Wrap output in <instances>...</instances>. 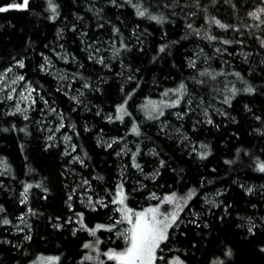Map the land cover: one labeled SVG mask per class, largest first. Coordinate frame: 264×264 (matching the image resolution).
<instances>
[{
	"label": "snow or ice",
	"instance_id": "snow-or-ice-1",
	"mask_svg": "<svg viewBox=\"0 0 264 264\" xmlns=\"http://www.w3.org/2000/svg\"><path fill=\"white\" fill-rule=\"evenodd\" d=\"M100 0H85L84 7L96 15H99L103 9L96 7ZM189 0H185L187 4ZM241 0H238L240 3ZM43 3L44 9L47 11V19L56 21L57 17L61 15L60 5L54 0H38L36 7ZM105 3L111 4L115 7H123L119 0H105ZM177 0H172L171 3L165 4L167 8H174ZM191 3L200 8L201 0H191ZM210 3H215V0H210ZM125 4H130L136 9L135 15L137 17H146L158 24H163L169 17L163 12H158L159 0H125ZM233 8L237 4L232 5ZM243 7H248L245 3ZM28 10L39 16L42 13L36 12L32 4V0H0V12L7 10ZM78 21H82L83 13L74 11L72 13ZM195 14L189 12L185 17V31L183 38L190 35L202 38V41H207L209 44L216 43V50L212 56L221 53H227L228 49L224 48L223 44H243L245 41H234L224 39L223 36L213 34V25L219 29H233L239 30L240 24H228L223 22L218 16L212 15L208 11V7L203 6V23L197 27L192 23L190 17ZM246 17L256 21V23H245L243 27L256 29L254 33V42L258 44V51L264 52V0H258L255 7H251L246 12ZM67 20V17L65 18ZM71 28L76 30V35L80 37V43L87 51L85 63H91L93 67L99 65L101 69H113V60L124 55L121 50H132L131 41H125L124 34L117 23L107 20L106 24H97V29L103 32L105 27H110L107 40L102 37L99 39H89L90 29L83 27L78 28L76 23H71ZM68 25L65 28L56 29V39L64 34ZM137 28L132 29V35L135 36ZM252 34V33H250ZM166 35V34H165ZM243 35V33H241ZM138 43L143 45V41L137 38ZM59 47V51L56 47ZM169 44L160 43L158 51L152 56V60L158 59L161 52H166ZM107 48L109 55H104ZM237 52L242 56H249L248 52H241L237 47ZM50 53H54L57 58L54 60ZM131 54V53H129ZM40 63L38 64L39 72L47 73L55 76L57 81V90L63 93L70 101L74 102L70 107L72 111L87 110L89 105L84 103L85 94L89 89L96 92H102L101 87L106 76H99L96 81H93L89 76L85 75L86 69L81 63L79 56L69 53L64 44H58L50 50L45 47L44 51L39 53ZM211 59L205 48L197 44L192 55L185 57L186 70L191 74L181 78L174 86L163 87L159 91V96H144L140 104H135L137 90L142 88V81L144 77L140 76L141 68H132L131 63H125L124 59H120L122 69H128L131 73L126 77L127 81L135 84V87L126 88L122 83L120 91L123 93L122 99L114 105L113 111L105 112L100 106H96V116L102 118L104 121L112 123L119 121L124 127V135H115L105 138L103 135H98L96 144L106 149H111L114 145L117 146V151L114 153L117 157L121 154H130V167L136 169L144 177L155 182V185L149 190V186L143 180H134L131 189L126 187V181L129 176L125 171H119V176L115 182V188L111 186L104 187L101 192L93 190L89 179L80 176V184L68 183L65 179V186L69 188L64 203L67 206V215L63 213L48 216V221L52 224L54 229H60L66 234L80 240L81 234L86 233L89 238L83 239L79 243V249L74 257L75 264H191V257L187 255L190 247H194L200 251V240L209 237V233L213 228L219 231L220 224H226L231 221L232 213L241 219L240 224H236V231H242L246 240H253L258 234L264 233V216H243L241 212L235 210V202L232 200L221 199V193L228 192L230 189L225 187H218L211 194L205 193L203 200L199 206L193 207L195 203L193 197H197L199 193L203 192V187L193 184L187 186L183 193L177 191V185L184 188L182 183L183 170L172 169L176 173L172 177V184H160L163 179L161 169L167 168V161L163 154L159 151V146L147 148V152L154 158H158V162L151 172H145L144 167L138 161V155L143 154L144 148L140 143V138L143 136L142 129L148 127L143 121H149L152 124H157V132L164 136H169L168 127L169 121L163 119L166 115V110L171 113L179 121H185L187 117H193L191 121V133L177 126L173 131L179 134L175 143L181 146L182 151L187 152L189 156L203 160L212 152V148L203 140L197 141L194 139L196 131L202 125H210L216 128L220 124L216 123L214 119L215 114L226 118L228 121H235L236 116L230 114V108L233 104V98L237 93H254L257 88L249 83L241 71L237 70L235 66H228L226 60H221L220 67H212ZM59 61L71 62L76 70L68 72L63 69L55 67ZM203 63L206 66H201ZM264 63V61H262ZM27 70V60L25 56L12 57L3 65H0V103L4 105L3 113L6 117L21 116L26 122L22 126H17L13 121L8 126H0L3 131L7 132L14 130L23 132L29 135L28 122L32 120V110L37 106L39 100L44 104V109L41 112V117L35 121L40 126L41 132H47L43 137L42 147L51 150L55 147L54 141L62 138L64 148L59 154L64 157V163L61 168V175L67 178L69 175L75 177L77 173V166L73 162H77L79 166L87 169L89 165L86 161L88 152L79 147L73 142L75 136H79L80 132L77 130L75 121L69 122V116L64 112L63 108H57L55 102L47 97L43 90V85L35 81L29 80L25 75ZM251 71V69H249ZM59 73V74H58ZM7 74H13L11 79H8ZM122 74V73H121ZM95 75V73H93ZM221 77L223 80L221 81ZM154 84L156 83L155 78ZM237 81L242 82V86H237ZM218 82L222 83L223 87L218 86ZM22 85V86H20ZM78 85L79 87H75ZM216 86L214 91L209 93L210 87ZM75 87V94L73 89ZM199 90V91H197ZM206 97H208L206 99ZM211 101V102H210ZM176 106H180L181 110H176ZM245 114L251 111L250 105L243 104ZM138 111L142 112V116H138ZM252 119L259 122L260 126L251 128L254 134L264 136V111L260 114L251 112ZM127 117V119H126ZM45 125H48L45 128ZM67 127L71 129V134L62 130ZM55 129L54 131L52 129ZM84 131H88L90 125L85 123ZM62 133V137H61ZM103 133V129H101ZM131 133L136 137L135 148L129 149L126 137ZM234 136H240L238 131L233 132ZM183 142V143H182ZM223 142V141H221ZM122 145V146H121ZM23 151V144H21ZM235 156H225V163L227 165H234L235 161L241 159V154H244L249 160V166L260 173H264V152L260 155H255L253 152L243 146L235 148ZM6 157L0 156V172L4 175H9L11 166L4 161ZM122 167H128L124 165ZM28 172H35L36 169L28 168ZM215 171V166H213ZM14 175V174H13ZM160 178L159 180L157 178ZM98 179H103L98 176ZM107 183V182H106ZM205 183L211 184L210 180L206 181L205 177H201L199 185ZM235 184L236 182L233 181ZM0 186L7 187L4 181L0 180ZM35 186L36 189L43 190L44 198L50 189L44 187L41 180L25 179L22 182V187L19 191L18 203L26 207V211H20L15 217V223L10 214H5V205L0 203V228L7 229L15 233H22L23 239L10 240L8 236H0V241L8 244L12 249L22 251L24 255L21 256L19 264H37V262L44 256L43 253H36L32 259L31 243L33 236V224L29 219V215H41L38 209L31 206L30 191ZM171 189L165 191V188ZM239 187L245 193H252L253 185L239 184ZM264 188V186H261ZM79 189L80 207L76 206L75 194ZM142 190V191H141ZM140 202L137 206L136 199ZM255 208V205L252 206ZM100 210H103V215H99ZM219 216H216V213ZM90 216L92 218H90ZM189 226V227H186ZM190 228L198 229L197 236L193 237L191 241L184 247L181 244L188 239V232ZM103 230V231H100ZM104 232L109 233L107 237V245L105 246ZM112 233L115 236H112ZM120 238L123 240L122 247H113L111 241ZM44 239L43 237L40 238ZM59 243V241H58ZM208 245L204 251L201 252L202 264H243L237 261V250L235 243L227 237L219 239L218 236H212L206 239ZM254 246L256 250L264 254V239L255 240ZM49 264H63L62 254L57 251L56 254H49L47 256ZM71 264V262H70Z\"/></svg>",
	"mask_w": 264,
	"mask_h": 264
},
{
	"label": "trees",
	"instance_id": "trees-1",
	"mask_svg": "<svg viewBox=\"0 0 264 264\" xmlns=\"http://www.w3.org/2000/svg\"><path fill=\"white\" fill-rule=\"evenodd\" d=\"M54 2L60 5L59 11L61 13L56 21L47 19L48 13L44 9L43 3L36 7L38 0H32V4L36 12L42 13L39 16L28 10L12 9L0 12V65L8 62L12 57L25 56L27 60L25 75L29 80L43 85L47 97L51 98L58 108L64 109V112L69 116V122H76L80 135L75 136L73 142L78 145V148L82 146L88 152L86 161L89 168L85 169L79 166L77 162H73L77 166L79 175L75 177L69 175L65 178L61 175V168L64 163V157L59 154L62 151L61 148L55 146L53 149L47 150L42 147L43 134L35 123L37 110L32 112V120L28 122L29 135L14 130L5 132L0 127V156L6 157L7 159L4 162L11 166L9 175L0 172V180L7 185V187L0 186V203L5 205V214H10V218L15 223V217L18 213L26 211V207L18 203L23 180H41L43 186L50 189L47 198H44L45 194L42 188L36 189L33 186L30 191L31 206L38 209L41 215H29V219L33 224L34 236L32 242H25L26 245L31 243L32 255L29 256V259H32L36 253H43L44 256H48L49 254H56L58 251L62 254L63 264H70V262L75 264L74 257L78 252L79 243L83 239L89 238L86 233L81 234L78 242L70 234H66L60 229H54L47 219L49 215L55 216L61 213L67 215V206L64 200L69 188L65 186V179L70 184H79L75 179L83 176L89 179V182L99 192H102L104 187L111 186L113 189L115 188L117 166H120L121 162L114 155L116 146L106 149L97 145L95 135L98 127L121 136L124 135L125 129L119 121L109 123L97 117L95 107L100 106L104 110L113 111L114 105L123 96L120 91L121 84L123 83L126 88L135 87L133 82L127 81L126 77L131 73L128 69H122L120 59H124L125 63H131L133 69L136 67L141 68L140 76L144 77V80L142 81V88L137 90L135 100V104H140L144 96H159V91L163 87L174 86L181 78L191 74L186 70L185 57L192 55V50L197 44L204 47L207 54L212 57L210 62L212 67H220L221 60L227 59L228 64L225 67L235 66L249 83L257 88V91L254 93H237L233 98L230 114L237 117L234 122L228 121V123H225L226 118L215 114L214 119L216 123L220 124L219 128L205 124L195 130L194 139L197 141L203 140L212 148V152L203 160L195 157V155L189 156L187 152L182 151L181 146L175 143L176 139L173 136H164L162 133L157 132L155 126L149 121H143L148 127L142 129L143 136L140 138V143L144 149L153 146V144L158 145L159 151L165 157L167 168L161 169L163 176V179L160 180L161 185H164L165 182L171 185L172 177L176 175L171 170L178 169L183 170L182 183L184 185V188H180L179 184L177 185L178 192L183 193L187 186L193 184L203 187L204 191L199 193L197 197H193V201H195L193 207L199 206V196L222 186L230 190L221 193L220 198L234 201L235 210L241 212L243 216H264V188L261 187L264 186V173L254 171L249 166V160L244 154H241V159L235 161L234 165H227L224 159L229 153H231V156H235V148L239 146L249 148L255 155L264 152V136L254 134L250 130L260 126L259 122L252 119L251 112L260 114L261 111H264V63L259 61H264V52L258 51V44L254 42V33L257 30L243 27L245 23H256V21L246 17V12L251 7H255L258 0H241L240 3H238V0H215L214 4L210 3V0H201L202 6L200 8H196L191 0L187 4H185V0H177L174 8H167L164 5L171 3L172 0H159L160 6L157 11L163 12L169 17L163 24H158L146 17H137L135 15L136 9L130 4H125V0H119V3L124 5L123 7H115L105 3V0H100L96 4V7L103 9L99 15L84 7L85 0H54ZM245 3L248 7H243ZM233 4H237V7L233 8ZM205 5L212 15L218 16L223 22L241 25L239 30L219 29L213 25L214 35L223 36L224 39L234 41L243 39L245 42L243 44H223L222 41H219L224 48L228 49V52L221 54V56H212V48L216 46V43L209 44L194 35H190L186 39L183 38L185 17L189 12H193L195 15L190 19L192 23L199 27L200 23H203V6ZM74 11L83 13L82 21H78L72 15ZM107 20L117 23L124 34L125 41L130 40L133 48L136 49L134 52L132 50L127 52L121 50L124 55L112 61L113 69H101L99 65L93 67L91 63H85L87 55L84 46L80 43V37L76 35V30H73L70 26L71 23H76L78 28L82 25L90 29L89 39L102 37L105 40L108 38V33H110V27H105L101 32L97 29V24H106ZM66 24L68 25L67 30L57 40L56 29L65 28ZM134 27L137 28L135 36L132 35ZM137 38L143 41L142 48ZM53 42L63 43L69 53L79 56L86 69L85 75L93 81H96V78L101 75L107 77L101 85L102 92L92 91L91 89L86 92L84 103L89 105L87 110L73 112L70 106L74 102L57 90V83L49 74L39 72L37 67L40 63L39 53L44 51L45 47L49 49ZM160 43L169 44V47L166 52L160 53L157 60L153 61L152 56L157 53ZM237 47L251 53L248 64L245 59L238 61L232 57L233 54L237 53ZM65 65L72 71L76 70L72 63L68 62ZM201 66L206 65L201 63ZM117 70L120 74L114 75ZM153 78L156 80L155 84ZM222 80L223 77H221ZM218 86L223 87L220 82H218ZM237 86H242V82L237 81ZM215 87H210L208 92H213ZM245 103L250 105L251 111L248 114H245L243 109ZM192 119L193 117L189 116L185 121H178V123L182 129L191 133ZM13 121L17 123L18 127L26 123L22 117H6L0 111V126H8ZM85 123L90 125L88 131H84L83 126ZM63 131L71 134V129L67 127ZM234 131H238L240 136H234ZM127 137L135 141L128 144L129 148H135L136 137L131 133ZM21 144H23V151L21 150ZM231 156H228V158H231ZM124 159L126 165H128V167H124L125 173L128 174L129 171H134V168L130 167L129 156H125ZM142 159L143 157L138 156V160ZM155 159L157 158H153L154 162ZM213 166H215V171H213ZM28 168H34L36 171L28 172ZM98 176H102L103 179H98ZM201 177H205L206 181L210 180L211 184L199 185ZM233 181L236 183L234 184ZM247 181L251 184L258 183L259 186H256L252 193H245L239 187V184H244ZM146 182L149 190L155 185L152 180ZM125 183L129 189V182L126 181ZM164 190L170 191L171 189L166 187ZM75 202L76 206L80 207L76 195ZM139 202L140 200L137 198L136 204H139ZM136 204H133V206H136ZM253 205H255V208L252 207ZM99 215H103V210H100L97 218H99ZM215 215L219 216L220 214L217 212ZM90 218L92 217L90 216ZM240 223L241 219L235 215L234 211L231 221L220 224L219 231L213 228L208 238L200 240V251L190 247L187 255L191 257V264H202L201 252L208 246L206 239L212 236H218L219 239L227 237L233 241L237 250L236 258L238 262L264 264V254L259 253L254 246L255 240L264 239V233L258 234L253 240H246L242 231L234 230L236 224ZM198 232V229L190 228L188 239L181 244V247L186 246L193 237L197 236ZM5 234L10 240L23 239L22 233L0 228V236ZM41 237L44 239L41 240ZM106 241L105 238V246H108ZM111 245L121 247L119 241L111 243ZM22 248L14 251L8 244L0 241V264H19L21 256L24 255Z\"/></svg>",
	"mask_w": 264,
	"mask_h": 264
},
{
	"label": "rangeland",
	"instance_id": "rangeland-1",
	"mask_svg": "<svg viewBox=\"0 0 264 264\" xmlns=\"http://www.w3.org/2000/svg\"><path fill=\"white\" fill-rule=\"evenodd\" d=\"M105 40H107V39H105ZM58 44H63V43H59V42H53L52 43V45L50 46V48H49V50L52 48V47H54V46H56V45H58ZM196 47H194V49H195ZM85 49V48H84ZM194 49L192 50V53H193V51H194ZM213 49V52H215V50H216V46L215 47H213L212 48ZM56 50L57 51H59L60 49H59V47L57 46L56 47ZM86 51V50H85ZM241 52H247V51H245V50H241ZM249 53V52H248ZM51 55H52V58L54 59V60H56L57 58L54 56V53H50ZM88 53H87V51H86V55H87ZM104 55H106V56H108L109 55V52H108V50H107V48L105 49V51H104V53H103ZM221 54H223V53H221ZM221 54H219V55H216V56H221ZM232 57L233 58H236L238 61H240L241 59H245V61H246V63L248 64V62H249V60H250V57H251V53H249V56H247V57H244V56H242L241 55V53H236V54H233L232 55ZM242 57V58H241ZM254 59V58H253ZM227 60V59H226ZM261 63H262V61L263 60H259ZM68 62H65V61H59V63L58 64H56L55 65V67L57 68V69H63V70H65V71H68V72H73L71 69H69L65 64H67ZM69 63H71V62H69ZM231 63V62H230ZM232 64V63H231ZM120 68V67H119ZM59 74V73H58ZM120 73H118V70L114 73V75H119ZM12 75L13 74H7V77H8V79H11L12 78ZM54 80H55V82L57 83V81H56V77L55 76H52V75H50ZM0 83H3V81H0ZM20 86H22V85H20ZM75 87H79L78 85H76ZM75 87H74V89H73V94H75ZM141 100H143V99H141ZM142 102V101H141ZM211 102V101H210ZM38 104H40V105H38ZM44 104L42 103V102H40L39 100L37 101V106L35 107V108H33V110H32V112H35L36 110H37V112H36V117H35V121L37 120V119H39L40 117H41V112H42V110L44 109ZM57 107V106H56ZM58 108V107H57ZM3 109H4V105L2 104V103H0V111L3 113ZM95 109H96V107H95ZM176 110H181L180 109V106H176ZM105 112H108L107 110H104ZM95 114H96V112H95ZM32 115V114H31ZM219 115V114H218ZM138 116H142V112H139L138 111ZM19 117H21V116H19ZM23 118V117H22ZM163 119H167L168 121H169V127H168V132H169V135H171V136H173V138L174 139H177L178 138V136H179V134H177V133H175L174 131H173V129L175 128V127H177V126H179V127H181L180 126V124L178 123V121L179 120H177L176 119V117L174 116V115H172L171 113H168L167 112V110H166V115L163 117ZM157 124H158V122H157ZM157 124H153L154 126H155V128L157 129ZM38 125V124H37ZM38 127H39V129H40V126L38 125ZM48 127V125H45V128H47ZM101 129H103V128H99L98 127V131L96 132V135H95V141H96V138H97V136L98 135H103L105 138H108V137H111V136H115V134H113L112 132H108L107 130H104L103 129V133H101ZM53 131L55 130L54 128L52 129ZM62 132H63V130H62ZM42 134H43V137H44V135H46L47 134V132H42ZM61 137H62V133H61ZM126 142H127V145L130 143H134L135 141L133 140V139H131V138H129V137H126ZM54 144H55V146H59L60 148H61V150L63 151V148H64V144H63V140H62V138L60 139V140H58V141H54L53 142ZM122 146V145H121ZM128 148H129V145H128ZM116 151L118 150L117 149V146H116ZM130 149V148H129ZM131 149H133L134 150V148H131ZM128 156H130V154H127ZM126 154H121L119 157H117L116 155H115V157L117 158V160L118 161H121L120 162V166H117V176H116V178H115V182H116V180H117V178H118V176H119V171H121V170H123L124 171V167H122V166H124V165H126V163H125V156H127ZM138 156H141V157H143V159L142 160H138L140 163H141V165H142V167H144V171L145 172H151L152 170H153V168L155 167V165H156V163L158 162V158L157 159H155L156 161L154 162L153 161V156L150 154V153H148L147 152V149H144V152H143V154H141V155H138ZM152 158V159H151ZM126 175H128L129 176V178H128V182H129V185H130V188L129 189H131V187L133 186V182H134V180H143V182L146 184L147 182V180H149L150 181V179H148L147 177H144L141 173H139L136 169H134V171H129V173L128 174H126ZM79 184L81 183V181H80V178L78 177V179H75ZM245 185H253L254 186V188L256 187V186H259L258 185V183H250V182H245L244 183ZM93 186V185H92ZM93 190L94 191H96V192H99L94 186H93ZM68 191H69V189H68ZM213 191H215V190H213ZM213 191H209V192H207V194H211ZM102 193V192H101ZM76 195V199H77V203L79 204V206H80V199H79V189H78V192L75 194ZM205 195V194H204ZM204 195H202V196H199V199H198V203H199V205H200V202L203 200V197H204ZM138 204H136V206H137ZM133 206V205H132ZM109 236V233H107V232H104V237L107 239V237ZM112 236L114 237L115 236V234L114 233H112ZM116 241H119V243H120V246L122 247L123 246V240L122 239H120V238H117V239H113L112 241H111V243H115ZM38 264H49V262H47V256H44V257H42L40 260H39V262H38Z\"/></svg>",
	"mask_w": 264,
	"mask_h": 264
}]
</instances>
